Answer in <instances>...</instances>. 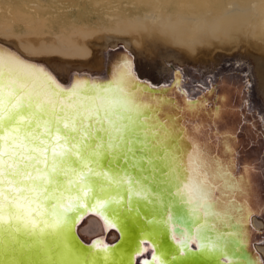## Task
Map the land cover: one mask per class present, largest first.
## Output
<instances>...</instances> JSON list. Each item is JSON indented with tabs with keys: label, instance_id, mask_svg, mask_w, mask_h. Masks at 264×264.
Returning a JSON list of instances; mask_svg holds the SVG:
<instances>
[{
	"label": "snow or ice",
	"instance_id": "obj_1",
	"mask_svg": "<svg viewBox=\"0 0 264 264\" xmlns=\"http://www.w3.org/2000/svg\"><path fill=\"white\" fill-rule=\"evenodd\" d=\"M133 79L125 60L110 81L64 86L0 47V242L4 233L22 231L59 237L83 202H109L107 188L131 184L129 167L169 157L172 127L138 100ZM201 155L193 145L187 167L197 175ZM177 194L189 206L200 247L228 255L230 235L199 222L201 211L213 214L206 181L182 180Z\"/></svg>",
	"mask_w": 264,
	"mask_h": 264
},
{
	"label": "rangeland",
	"instance_id": "obj_2",
	"mask_svg": "<svg viewBox=\"0 0 264 264\" xmlns=\"http://www.w3.org/2000/svg\"><path fill=\"white\" fill-rule=\"evenodd\" d=\"M242 32L252 39L260 40L264 36V0H0V47L4 49L5 54L11 53L20 60L38 68H42V66L36 62L22 58L16 51L8 48L2 42H16L20 52L30 57L59 56L64 60H72L74 64L75 61L77 64L79 61L91 59L93 57L91 54L88 59L86 58L89 54L87 42L104 35L124 36L130 40L131 45L137 50L141 48L146 39H153L165 48L177 49L184 54L190 52L198 56L205 50L208 54L217 50L219 53L217 58L221 57L224 60L216 64L215 67L218 69L216 76L214 75L212 80L209 79L208 85L201 88L196 87L190 93H187L184 89V85L187 83V80L184 79L183 69H186L185 67L183 69L179 66V68L174 67L173 69H176L177 73L170 82L153 84L148 79L145 80V78L138 77L136 70H134L135 67H133L135 66V57H132L134 51L126 48V46H111L107 48L104 63L106 66L104 73H106L104 77L90 75L82 70L79 73L74 72V76L72 75L71 82L68 84H63L56 80L64 86H69L74 82V79H78L81 82H84L86 78L93 81L107 82L108 75L111 77L110 70L114 64L113 61L118 60L121 64H124L125 60H127L131 64L133 82L145 85L146 89L151 88L156 93L161 94L165 92L163 93L165 109L169 105V103H166L168 99L176 105L177 113L183 112L181 110H185L191 104H195L194 106L197 107L200 105L198 108L206 107L211 109L215 106L220 94L228 95V99L226 100L229 104V109L227 112L231 108V111H234L239 116L236 122L238 123L237 135L244 134L247 136V131L250 134L249 141L251 140V142H247L248 146L251 148L253 146L258 147L257 151L259 155H262V159L258 158L257 162L258 165L260 164L261 171H263L261 178H263L264 185V120L260 116H256L247 107L249 95L253 96L251 68L246 61L248 58L246 60L238 58V52L232 51L231 48L222 49L223 46L227 47L237 42ZM197 49L202 50L197 53L194 52ZM203 56L207 59L205 66L215 62L210 56L205 54ZM200 62H192V65L186 67H191V69L198 68ZM200 71L202 70L198 72ZM219 98L221 100V97ZM253 102L256 104L255 99H253ZM177 104L179 107H177ZM227 115L224 114L226 116L224 120L226 123H228L227 118L229 117ZM178 117L180 125H183L186 121L189 122L190 127L195 124V127H192L196 130L195 133L200 135L205 143L212 144L216 153H218V149L223 148L224 143L228 144V149L226 150L227 156L231 158L230 162L227 163V167L229 168L228 175L236 179L235 175H239L240 167L243 163L240 164L243 156H241V159L238 155L242 150L241 140L235 137V134L230 133L229 140L224 142L222 138L227 133L218 124L220 117L211 121H205L190 116L186 112L178 113ZM213 137L215 138L213 139ZM174 146H177L176 150L180 153L182 148L179 146L178 141ZM244 148L247 149V146H243V151ZM205 159L208 160L206 157ZM245 162H248V160ZM232 172L235 173L232 174ZM221 174L223 175L222 172ZM263 193L264 188L259 191L257 199H255L253 204L248 206V208L250 207V211L246 218L243 221L241 220L239 234L243 237V240L242 243L238 242L237 246H234L235 250L237 249V253L235 256L231 255L235 259L229 261L228 263L230 264H264ZM237 200L238 198L234 199L235 204L240 206L238 209L236 208L238 215H240L242 206L240 203H237ZM165 213L164 211L161 221L167 229L171 243L175 245V250L177 251L176 242L179 243L181 241H184L185 245L190 243L188 247L192 248V243L195 244L193 239L187 242V240L179 237V235H174L170 226H167L168 221ZM90 214L93 213L86 215L89 216ZM167 214L169 216V212ZM86 215L82 216L78 221L79 223L77 222L76 230L82 225L84 218L88 217ZM255 216L262 219L258 221L261 224H257V228L253 226L254 224L251 221ZM246 220L251 232H253L252 235L247 232ZM235 221L237 224L238 221L233 219L231 221L232 225H235ZM111 233L112 230L109 228L105 232L95 236L92 240V245L102 242L106 243L107 239L109 242L107 241L106 244L113 243L117 238L111 239ZM146 249H150L151 252L148 250L149 253ZM141 251H143L140 255L141 257L137 258L136 255ZM153 252V246L148 242H143L142 247L140 245L139 250L132 255V258H136L135 260L133 259V263L150 262L152 257H154ZM245 259L248 260L245 261Z\"/></svg>",
	"mask_w": 264,
	"mask_h": 264
},
{
	"label": "bare ground",
	"instance_id": "obj_3",
	"mask_svg": "<svg viewBox=\"0 0 264 264\" xmlns=\"http://www.w3.org/2000/svg\"><path fill=\"white\" fill-rule=\"evenodd\" d=\"M73 9L75 8L73 7ZM6 42L7 43L2 42V44H6L8 48L16 51L19 54V56H21L22 58L40 64V66H42L44 70L52 74L59 82L63 84L70 83L74 72L79 73L82 70L86 71L90 75L104 77L106 73V72L104 73L106 67L104 65L105 54L107 48L111 46L114 47L126 46V48L133 50L134 52L132 57L133 56L135 57V66L133 67H135L134 70H136L138 77L145 78V80L148 79L153 84L170 82V80H172L177 73V70L173 68L179 66L183 69L185 67L186 69H183V71H184V79L187 80V83H185L184 89L186 90L187 93H190L191 90L196 89V87L201 88L208 85L209 79L212 80L214 78V75L216 76V72L218 71V69H216L215 67L216 64H219V61L224 60L221 57L217 58L219 56L217 50H214L209 54L205 50L198 56L195 55V53L192 54L186 51H185L186 53L184 54L177 49L165 48L153 39H146L144 41V44L141 46V48L137 50L131 45L130 40L124 36L104 35L98 39L89 40L87 42L89 54L87 55L86 58L88 59L89 55L91 54L93 56L92 58L90 57L91 59H88V61L85 60L83 61L81 59L82 62L79 61V63L76 64L75 61L74 64L72 60H68V59L64 60L59 56H47V57H39V58L30 57L20 52L19 46L17 45L16 42L14 41H10V42L6 41ZM223 48L226 49L231 48L232 51H237L239 55L238 58L244 60L248 58L246 61L248 62L251 68V76L253 80V87H252L253 96L251 97L249 95V99H248L249 104L247 107H249V109L253 111V113H255L256 116H260L264 120V36L260 40L252 39L250 37H247L245 33L242 32L240 34V39L237 42L227 47L223 46L222 49ZM200 50L202 49H197L194 52L197 53ZM18 51L23 55L20 54ZM204 54L210 56V58L213 59L215 62L212 63L213 61L212 60L211 61L212 64L209 63V65L205 66L207 59L204 58L205 57L203 56ZM195 61L196 62L201 61L200 64H198V68L193 67L195 69H191V67L190 68L186 67L192 65V62ZM113 62H114L113 67L110 70L112 79L117 75L118 72L121 71V68L123 66V64H121V62L118 60H115ZM84 65H86V67H84ZM199 70L202 71L198 72ZM132 83L139 86L135 88V95L138 98V100H140L143 104L148 105L152 109L156 110L157 114L160 117H162L161 114L172 115L176 112L177 110L176 105L170 99H168V102H166L169 103V105L168 108L165 109L164 97H163L164 95L163 93L165 92L161 94L156 93L154 92L155 90L153 91L150 89H146L144 87L145 85L143 86L140 85V83L139 84L135 83L133 82V80ZM143 93H145L146 95ZM227 96L225 94H220L219 97H221V100L218 97L215 106H213L211 109H208L206 107L198 108L200 105L197 107L194 106L195 104L194 105L191 104L192 106L188 105L187 106L188 108H185V110H181V111L186 112V114L196 117L197 119H201L205 121H211L213 119H217L218 117H220L218 124L220 127H222L223 131L227 133L225 134L226 137L224 136L222 138L224 142L229 140L230 133H232L233 135L235 134L234 136L238 137V139L241 140L242 150L238 155L239 157L243 156L244 161L241 157L242 161L240 162V164L242 162L243 163L240 167L241 169L238 175L239 179L236 178L233 182L234 184H231L232 178L231 175H228L229 168L227 167V163L230 162L231 159L229 156H227L226 150L228 149V144L224 143L223 148L218 149V153H216L218 154L217 155L218 158H216V160L209 161L206 160L203 155H201L202 163L199 169V171L202 170V172L205 173H207V171L210 172L209 173L210 176L206 175L207 176L206 180L209 181L208 179L210 178L212 180L217 181L219 183V186L215 187L216 190L219 189L221 193L225 192V195L229 196L227 198H230L229 195L230 190L234 192H238L237 194H239L237 196L238 198L237 201L240 200L241 201L240 204L242 206L240 215H238L237 209L235 208L236 207L235 201L228 202V200H226L224 201V205H222L221 207H219V203L211 202L213 206L212 207L213 214L211 216L204 217L203 211H201V216L199 221L200 223H203L204 220L207 219L208 221L207 226L209 228H214L215 230L223 231L229 234L231 239V243L229 244L228 247L229 250L232 246L236 247L237 246L236 244L238 242L242 243L243 237L239 234L241 229V220L243 221L248 215L250 211L249 210L250 207L248 208V206L250 204H253L255 199H257V194L259 193V191H261L262 188H264L263 187L264 185H263V178H261V176H263V171H261L260 164L258 165L257 162L258 158L262 159V155H259L257 151L258 147L253 146V148H251L250 146H248L247 142L249 143L251 142V140L249 141L250 134H248L247 131H246L247 136H245L244 134L237 135L238 123L236 122H237V117L239 116L234 111H231V108L227 112V110L229 109L228 108L229 104L226 100L228 99ZM253 99H255L256 104L253 102ZM177 107H179L178 104ZM224 114H228L227 117L229 116L227 118L228 123L224 121L226 117L224 116ZM176 122L178 123V120L174 119L173 122L169 123L172 127V133L171 136L167 139V147L169 148L168 158L156 159L154 161V166L146 165L143 168H136V169L129 167L127 169V172L129 174V178L132 180V183L129 184L125 182L123 184L112 185L111 187L107 188L106 190L111 193V196L107 197L109 202L106 203L102 202L101 204H97L95 200H87L83 202L81 206L77 207L79 208L78 211L74 210L70 213L71 215L73 214L75 215L80 211L77 214L76 218L74 219L75 225L82 218V216L88 214L89 211L93 213L90 214L89 216L86 215L88 217L84 218L83 220L84 222L76 230L77 235L80 237L82 241L89 243L90 241L93 240L95 236L105 232L109 228L110 230H112L111 233L112 237L110 238L111 239H114V237L115 239L118 238L120 235L118 229L120 221H118V219L115 217L119 216L120 214H117L113 211H118L123 213L122 210L124 208L128 210L129 207L133 205L136 211L135 213L139 216L142 224L140 229L137 231L135 238L133 239L131 252L127 254L125 257V260L126 258H128V260L132 262L127 264H134L133 263L134 258H132V255L137 250H139L140 245L142 247L143 242H148L151 246H153L154 257H152L150 262H145L140 264H176L179 258L183 260V263L180 264H214L210 260L213 259L212 258L213 252L211 250H205L200 247L201 240L199 239L196 233L197 225L193 223V217L189 214L188 204L184 199H181V197L177 194V186L181 184L182 180L186 181L189 179V177H191L193 180H199V178L196 177L197 174L189 170L187 165H188L189 154L192 153L193 150V145L198 144V142H201L203 138L200 135H197V133L190 138V136L188 135L189 132L186 129L181 131L177 127ZM214 138L215 137H213V139ZM177 141L179 143V146H181V148L183 149V150L181 149L180 153H178L179 151L176 150V147L178 145L174 146V144L177 143ZM244 145L247 146V149L244 148L243 151ZM171 157H175V160H173ZM247 160L248 162H245ZM113 167L116 166L113 165ZM120 167L122 168L123 166L121 165ZM221 172L223 173V175L221 174ZM206 187L211 193V197H210L211 199L212 196L214 195L212 194L214 188L210 186V184H206ZM138 209L141 210L139 211ZM164 211L166 212L165 213L166 216L167 213L169 212L170 215L169 219H171V222L175 224L177 222L179 224L177 228L172 229L174 235H179V237L183 238L184 240H187V242L190 239H193L195 244L192 243L193 244L192 248L188 247L190 243L185 245V242L181 241L179 243L176 242L177 251L175 250V245L171 243L167 229L165 228L164 223L161 221V217ZM230 215L233 216L234 220L238 221L237 224L236 221H235V225L231 224L232 220L230 218ZM147 220L149 221V223L147 222ZM259 220L262 219H259V217L256 216L251 219L252 223L254 224L253 226H256V228L258 227L257 224L258 225L261 224L258 222ZM160 222H162L163 224H160ZM145 225L147 228H149L148 232L147 231L143 232V230H145ZM174 231L176 232V234ZM67 235H68V229L66 228L62 235H60L59 237H55L56 238L55 244L60 243L61 241H65ZM4 238L5 241L3 239L2 242H0V264H21L20 261L15 256L16 254L15 248L11 247L13 243L9 245L7 242V239L10 242L14 241V239L10 236L8 238L7 237ZM141 241L143 242L141 243ZM106 243L102 242L96 245H92L90 247V250H93V248L98 247L99 252H101L105 256H108V254L111 253V247H109L111 244H106ZM148 250L150 251V249ZM228 252L232 254L231 251ZM148 255L150 256V254ZM43 256H47V258L50 260V264H59L55 262L57 258V254H49L47 252H44ZM172 258H176V261L171 260ZM64 259L65 261L62 264H71L69 263V261L66 260V258ZM247 260L245 259V261ZM216 262L218 264V260ZM138 263L139 262H137L136 264Z\"/></svg>",
	"mask_w": 264,
	"mask_h": 264
},
{
	"label": "water",
	"instance_id": "obj_4",
	"mask_svg": "<svg viewBox=\"0 0 264 264\" xmlns=\"http://www.w3.org/2000/svg\"><path fill=\"white\" fill-rule=\"evenodd\" d=\"M86 80H88V78H86ZM110 80H112V78L108 75L107 81H110ZM88 81H93V80L90 79ZM178 113L181 114L183 112H178ZM178 113L175 112L172 115H166V114L164 115L161 113H159V114H161V116H162L161 119H166L169 123L173 122L174 119H177L178 120V123L176 122L177 127L181 131L186 129L189 132L188 135L191 138L192 136H194L196 134L195 133L196 130L193 129L195 127V125H192L193 128L190 127L188 121L184 122L183 125H180ZM195 145L199 146L201 154L204 157L208 158L209 161H211V160L213 161V160H216V158H218V156H217L218 154H216L212 144H207L202 139L201 142H198V144H195ZM199 172H200V174L196 175V177L199 178V180L206 181V184H210V186H212L214 188V191L212 192V194H214V195L211 198V202H217V203H219V207H221L222 205H224V201L228 200V202H231V201H234L235 198H237V193H235L234 191H231V190L229 192L230 198H227L229 196L225 195V192L221 193L219 189L216 190L215 187L219 186V183L217 181L212 180L210 178L208 179L209 181H207L206 180L207 176L203 174L205 172H202V170ZM209 173L210 172L207 171L206 174L208 176H210ZM234 173L235 172H232V174H234ZM235 177L239 179L238 175H235ZM234 180L235 179L232 178L231 184H233ZM211 181H213V182H211ZM240 202H241L240 200L237 201V203H240ZM235 206H236L235 208H237V209L240 207L237 204ZM78 210H79V208L75 209V211H78ZM138 210L140 211L141 209H138ZM122 211H123V213L118 212V211H113L117 214H120L119 216H116V217L114 216L115 218L118 219V221H120L119 226H118L120 235L109 246V247H111V253L108 254V256H105L104 254L99 252L98 247L93 248V250H90V247L92 246L93 242L92 241H90L89 243L84 242L77 235L75 226H77L79 222L75 225L74 219L76 218L77 214L80 211L75 215L74 214L71 215L69 213L71 227H70V229H68V235L65 238V241H61L60 243L55 244L56 238L51 236V235H46L44 238H41L40 236H38V237L33 236V235H31L27 232H23V231L21 233L17 234L15 237L10 236L8 233H4L3 239L5 241L4 237L8 238L9 236L14 239V241H11V242L8 241V239H7V242L9 245L11 243H13V245H11V247L15 248V251H16L15 256L20 261L21 264H50V260L47 258V256H43L44 252H47L49 254H57V258L55 257L56 258L55 262L59 263V264H62L65 261L64 258H66V260L69 261V263H71V264H127V263H130L131 261H129L128 258H126V260H125V257L127 254H129L131 252L133 239L135 238L137 231L140 229L142 223L140 221L139 216L135 213L136 211H135V208L133 207V205H131L128 210H126L124 208ZM88 213H92V212L89 211ZM169 216L167 214V221L169 219L168 218ZM230 218H231V220H233L232 215H230ZM169 220L170 221H168V222H170V223L167 222V226H170L171 230L174 228H177L179 226V224L177 222L175 224V223L171 222V219H169ZM147 222L149 223L148 220H147ZM246 223H247V220H246ZM160 224H163V223L160 222ZM231 224H233V223H231ZM146 231L148 232L149 228H147L145 225V230H143V232H146ZM230 231H232V230H230ZM247 232H249V234H251V235L253 234V232H251V230L249 228L248 223H247ZM65 246L67 247L68 251L66 252L65 255H60L59 251L63 250L65 248ZM53 249H56L57 251L53 252L52 251ZM228 251H231L233 253V255L228 252V255H226V256L222 255L221 256L220 253L212 251L213 256L212 255H210V256H212L213 259H210V260L214 264H217L216 261L218 258V261H219L218 264H226V263L230 264L228 262L235 259V257H232V256H235V254L237 252L233 246ZM142 252L143 251L139 252L136 255V257L138 258L142 254ZM40 254H41V256H40ZM171 260L176 261V258H172ZM180 263H183V260L179 258V260L176 262V264H180Z\"/></svg>",
	"mask_w": 264,
	"mask_h": 264
}]
</instances>
